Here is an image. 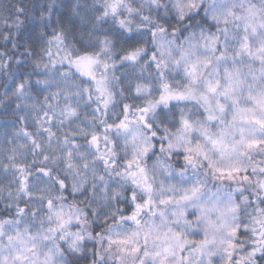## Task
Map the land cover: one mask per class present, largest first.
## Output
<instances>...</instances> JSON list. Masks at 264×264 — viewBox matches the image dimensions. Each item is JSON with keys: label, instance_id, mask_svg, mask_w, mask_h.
Returning a JSON list of instances; mask_svg holds the SVG:
<instances>
[{"label": "snow or ice", "instance_id": "snow-or-ice-1", "mask_svg": "<svg viewBox=\"0 0 264 264\" xmlns=\"http://www.w3.org/2000/svg\"><path fill=\"white\" fill-rule=\"evenodd\" d=\"M0 264H264V0H0Z\"/></svg>", "mask_w": 264, "mask_h": 264}]
</instances>
